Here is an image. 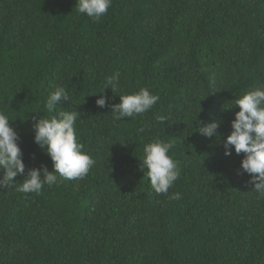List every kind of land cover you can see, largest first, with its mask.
<instances>
[{"label":"trees","instance_id":"16d2710c","mask_svg":"<svg viewBox=\"0 0 264 264\" xmlns=\"http://www.w3.org/2000/svg\"><path fill=\"white\" fill-rule=\"evenodd\" d=\"M76 2L0 0V110L25 173L53 168L33 124L55 114L43 106L57 84L70 96L58 110L80 112L77 138L94 160L39 194L0 188V264H264V197L244 153L223 147L234 99L264 84V0H112L99 20ZM115 74L119 87L105 88ZM142 87L159 97L152 109L113 121L119 94ZM213 120L219 139L198 131ZM156 137L181 169L159 195L140 167Z\"/></svg>","mask_w":264,"mask_h":264},{"label":"clouds","instance_id":"9594fccd","mask_svg":"<svg viewBox=\"0 0 264 264\" xmlns=\"http://www.w3.org/2000/svg\"><path fill=\"white\" fill-rule=\"evenodd\" d=\"M112 0H77V11L86 14L93 20H99L110 8ZM113 91L119 87V74L106 78V87ZM104 88V89H105ZM101 95L96 99L98 107H105L108 98ZM95 94V93H93ZM120 99L111 105L112 120L118 121L124 117H135L147 113L157 103L159 97L147 87L138 91L119 94ZM70 100L69 92L62 85H55L50 92L44 108L48 113H55L39 119L34 118V141L46 152L53 163L49 171L46 165L32 167L25 173L22 149L19 146V134L10 125L12 119L4 110H0V188L15 187L21 193L39 194L45 184L51 186L63 180L84 177L94 164L92 156L84 150L78 141L75 125L80 117L78 110H58L59 102ZM238 111L231 121V131L223 140L224 154L244 153L241 168L250 176L249 183L254 184V190L264 197V84L245 91L234 99ZM229 107V108H232ZM159 122L166 118L157 117ZM220 121L201 122L199 133L206 137H217ZM143 131V129H141ZM174 144L159 137L153 138L143 148V159L140 167L146 174L152 189L156 194H167L170 187L180 176L179 161L169 155ZM145 169L147 172L145 173ZM24 177L17 184V175ZM170 199L181 198L179 193H173Z\"/></svg>","mask_w":264,"mask_h":264}]
</instances>
